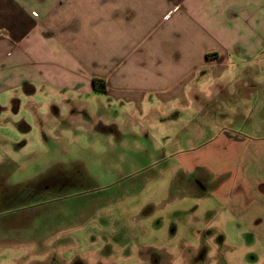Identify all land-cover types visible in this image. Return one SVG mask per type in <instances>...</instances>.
<instances>
[{"label":"crops","instance_id":"1","mask_svg":"<svg viewBox=\"0 0 264 264\" xmlns=\"http://www.w3.org/2000/svg\"><path fill=\"white\" fill-rule=\"evenodd\" d=\"M263 56L264 0H0V99L8 97L0 102V140L6 150L34 128L42 135L69 128L81 119L74 112L90 108L77 98L95 93L133 118L158 112L178 132L199 118L197 130L204 132L213 100L236 96V111L227 105L229 113L220 115L233 131L241 110H264V75L256 69ZM43 96L52 98L49 106ZM263 129L247 114L237 134L203 141L195 164L184 158L193 151L186 146L203 133L178 140L174 176L202 180L208 224L237 225L264 248ZM0 178V210L42 201L53 187L18 194L4 185L5 171ZM64 185L84 184L66 179ZM30 216L1 217L2 241L5 230L32 225ZM55 240L62 242L52 246L62 264H102L95 239L91 250L78 239L79 253H68L67 238Z\"/></svg>","mask_w":264,"mask_h":264},{"label":"rangeland","instance_id":"2","mask_svg":"<svg viewBox=\"0 0 264 264\" xmlns=\"http://www.w3.org/2000/svg\"><path fill=\"white\" fill-rule=\"evenodd\" d=\"M256 66L264 75V61ZM41 99L49 106L52 98ZM77 99L90 108L74 112L81 119L69 128L47 130L45 135L34 128L28 137L18 134L6 150L0 140V171H5L9 190L32 195L42 186H53L42 201L0 210V219L22 213L32 221L28 227L5 230V242L0 232V264H62L64 258L52 247L62 242L55 239L67 238L68 253H76L81 237L86 239L84 250L93 249L92 238L101 246L102 264H264L262 245L247 239L237 225L208 224L202 180L174 176L182 156L175 154L178 140L203 133L186 146L193 151L184 158L195 164L194 157L204 153L203 141L224 131L237 134L247 114L264 122L261 106L251 113L241 110L230 131L220 115L222 110L229 113L228 108L236 111L239 98H218L204 132L197 130L201 118L178 132L168 120L162 122L158 112L133 118L113 104L108 108L103 94ZM2 123L5 112H0V135L5 132ZM260 135L264 137V129ZM24 140L28 144L23 145ZM167 150L172 152L164 156ZM66 179L84 185L69 190Z\"/></svg>","mask_w":264,"mask_h":264},{"label":"trees","instance_id":"3","mask_svg":"<svg viewBox=\"0 0 264 264\" xmlns=\"http://www.w3.org/2000/svg\"><path fill=\"white\" fill-rule=\"evenodd\" d=\"M99 83H102V82H100V81H98V80H95V86H96L97 88H98Z\"/></svg>","mask_w":264,"mask_h":264}]
</instances>
